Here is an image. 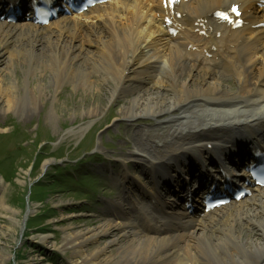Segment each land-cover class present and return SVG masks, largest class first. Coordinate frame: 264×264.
Returning a JSON list of instances; mask_svg holds the SVG:
<instances>
[{
    "label": "bare ground",
    "instance_id": "obj_1",
    "mask_svg": "<svg viewBox=\"0 0 264 264\" xmlns=\"http://www.w3.org/2000/svg\"><path fill=\"white\" fill-rule=\"evenodd\" d=\"M256 1L181 0L169 8L161 0H113L46 26L0 22V113L26 116L45 103L48 87L58 92L69 83L75 93L91 95L84 105L88 117L107 99L108 109L120 105L115 111L128 125L140 117L159 125L136 126L131 140L114 149L127 157H119L121 165L141 168L153 187L143 189L136 176L118 172L123 189L114 198L102 194L111 206L95 215L94 225L68 227L53 244L69 250V264H264V187L209 212L199 205L192 217L158 191L182 190L191 174L206 173L216 160L236 162L244 143L264 150V12ZM233 4L243 19L238 28L213 15ZM165 15L181 28L173 39ZM15 67L26 78L47 76L48 84L19 86ZM0 208L16 211L2 196ZM36 238L43 243L48 236Z\"/></svg>",
    "mask_w": 264,
    "mask_h": 264
},
{
    "label": "rangeland",
    "instance_id": "obj_2",
    "mask_svg": "<svg viewBox=\"0 0 264 264\" xmlns=\"http://www.w3.org/2000/svg\"><path fill=\"white\" fill-rule=\"evenodd\" d=\"M13 78L19 86L27 83L34 87L36 80L48 84L47 76L41 80L34 76L26 78L21 67H15ZM48 89L45 103L26 116L0 113V128L11 133L4 135L0 131V196L16 210L4 213L0 208V264H69V250L60 252L53 244L59 243L68 227L76 230L94 225L93 220L98 219L95 215L111 206L102 194H112L114 198L123 189L115 180L118 172L136 176L143 189L152 188L141 168L129 169L120 164L119 159L127 157L125 153L118 156L114 149L125 138L131 140L136 126L159 128L156 121L140 117L128 125L115 111L120 105L108 109L107 99L98 115L88 117V106L84 105L92 98L85 90L76 89L75 93L69 83L58 92ZM120 96L123 103L124 97ZM51 105L53 117L48 114ZM79 125L82 129L68 131ZM129 143L131 148L132 141ZM44 160L49 163L43 167ZM165 190L160 192L168 197ZM121 205L127 206L124 202ZM1 213L16 217L18 222ZM127 216L132 218L131 213ZM37 235H46L48 239L41 243ZM107 238H102L101 244Z\"/></svg>",
    "mask_w": 264,
    "mask_h": 264
},
{
    "label": "snow or ice",
    "instance_id": "obj_3",
    "mask_svg": "<svg viewBox=\"0 0 264 264\" xmlns=\"http://www.w3.org/2000/svg\"><path fill=\"white\" fill-rule=\"evenodd\" d=\"M36 11H37V12H41L42 14H46V13H43V12H42V9H40V8H37ZM232 11H233L234 13H236V12H237V9H236L235 7H233V8H232ZM237 14H238V13H237ZM218 15H220L221 18H223V19H227V18H228L227 15L224 14V13H218Z\"/></svg>",
    "mask_w": 264,
    "mask_h": 264
}]
</instances>
